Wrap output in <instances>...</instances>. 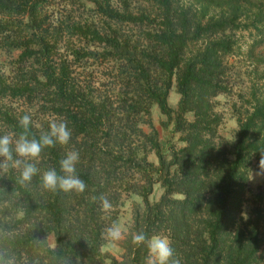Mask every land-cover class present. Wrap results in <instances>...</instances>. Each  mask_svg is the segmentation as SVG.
I'll return each mask as SVG.
<instances>
[{"label": "trees", "instance_id": "trees-1", "mask_svg": "<svg viewBox=\"0 0 264 264\" xmlns=\"http://www.w3.org/2000/svg\"><path fill=\"white\" fill-rule=\"evenodd\" d=\"M78 1L92 4L112 23L151 26L145 34L155 48L143 59L116 31L104 35L77 23L73 30L110 46V52L139 73L148 101L158 104L173 131L181 134L183 146L166 154L155 141L157 165L146 160L134 165L130 160L141 180L132 192L143 205L134 207L133 225L121 241L122 259L104 250V233L115 219L112 207L120 202L113 181L120 176L115 164L124 157L106 163L97 152L87 154L83 149L77 165L87 185L83 193L48 192L38 177L20 184L18 171H0V256L11 258L13 264H146V246L133 242V236L143 231L167 236L180 264H264V186L258 187L251 211L244 213L255 160L264 173V87L261 95L253 93L250 107L240 113L235 142L221 137L223 115L214 102L218 94L229 91L226 57L236 47L231 32L258 28L261 16L256 14L251 23L243 21L240 7L231 1H220L217 5L225 10L206 21L194 18L191 7L180 6L178 0H152L157 7L154 16L133 12L128 0H122V8L114 0ZM47 2L0 0V134L20 131L18 120L25 111L15 103L48 98L53 113L65 116L75 131L72 141L79 143L91 124L102 125L103 116L92 104L89 115L76 109L84 99L68 65L57 61L63 31L49 23ZM191 45L195 49L187 56ZM81 56L95 55L89 51ZM151 67L159 71L160 81L152 82ZM175 75L177 108L169 104ZM33 125L34 135L44 131L35 121ZM86 145L92 147L88 141ZM66 152L67 146L61 145L46 149L39 167L58 169ZM156 184L164 191L151 202ZM101 198L111 202V209L101 207ZM52 235L54 245L49 241Z\"/></svg>", "mask_w": 264, "mask_h": 264}, {"label": "rangeland", "instance_id": "rangeland-1", "mask_svg": "<svg viewBox=\"0 0 264 264\" xmlns=\"http://www.w3.org/2000/svg\"><path fill=\"white\" fill-rule=\"evenodd\" d=\"M130 9L135 13L144 12L155 15L157 7L152 0H128ZM178 0L180 6L191 7L194 18L206 21L212 16H219L222 11L220 1L240 7L243 21L251 23L252 19L260 15L262 21L258 28L247 27L231 32L236 40L234 53L226 57L228 64L227 93H220L214 98L216 109L223 115L220 125V135L227 142H235L239 128L238 118L240 113H245L250 107L249 101L253 93L261 91L264 87V0ZM115 5L122 8V0H114ZM48 17L52 27L61 29L62 35L59 41L57 61L65 62L76 89L81 93V98L76 109L88 113L89 107L94 105L102 114V125L88 128L89 134L78 138L76 143L74 132L67 151L78 150L80 155L83 149L90 154L98 153L106 163H110L118 156L124 157V161L115 164L120 168L118 180L113 181V186L121 194L120 202L112 207L113 223L121 226L122 235L118 241L107 239L104 250L122 259L121 241L129 233L133 225V211L135 205H143L141 198L132 192L136 181L140 182V173L136 171L135 163L148 161L158 164L157 152L154 142H158L162 151L169 154L172 148L183 146L180 141L181 134L173 131V125L168 124V118L164 115L158 104L148 101L144 80L138 72L134 71L128 63L116 57L110 46L101 44L89 36L76 34L74 24L89 26L104 35L114 34L123 40H128L135 49L137 57L143 59L146 52L152 51L155 46L148 40L145 34L152 31L149 25L116 24L99 15L90 3L84 4L76 0H48ZM207 8H205V7ZM230 12V11H229ZM261 12V13H260ZM196 45H191L187 56L192 54ZM79 52L76 54V52ZM93 51L94 57H82L81 54ZM146 64V63H145ZM152 82L162 79L159 71L151 67ZM180 95L177 91V75L173 78L170 90L169 104L177 108ZM39 99L35 104L25 101L15 103V107L30 113L37 127L46 130L53 119L65 116L53 113L52 102L46 98L42 102ZM150 106L147 108V105ZM188 118L192 120V115ZM92 123V122H91ZM70 126V124H69ZM71 127V126H70ZM72 129V128H71ZM85 138V139H84ZM92 144V147L86 145ZM132 160V161H130ZM259 162L255 160L250 169L248 191L244 205V213H249L253 207L252 199L258 192L259 186H264V173L259 170ZM140 180V181H139ZM137 183V182H136ZM128 189V190H127ZM164 189L160 184L154 186V192L150 201L160 199ZM112 223V224H113ZM165 236V235H164ZM52 245L55 244L54 236L49 237Z\"/></svg>", "mask_w": 264, "mask_h": 264}, {"label": "clouds", "instance_id": "clouds-1", "mask_svg": "<svg viewBox=\"0 0 264 264\" xmlns=\"http://www.w3.org/2000/svg\"><path fill=\"white\" fill-rule=\"evenodd\" d=\"M18 133L0 134V171H18L20 184H29L34 177H38L41 187L52 193H83L87 185L80 178L77 165L81 155L78 150H69L56 167L42 170L39 167L41 155L46 149L57 145H69L72 139V129L67 120L53 119L46 130L40 134H33V117L25 113L18 120ZM101 207L109 210L112 207L107 198H101ZM105 237L112 241L121 238L122 230L119 224L113 223L105 229ZM136 245L147 248L146 264H180L175 257L171 240L164 235L148 236L140 231L133 236ZM0 264H13L11 258L0 256Z\"/></svg>", "mask_w": 264, "mask_h": 264}]
</instances>
